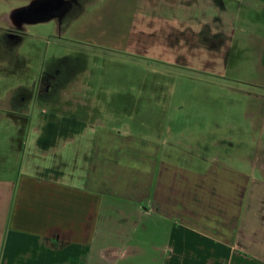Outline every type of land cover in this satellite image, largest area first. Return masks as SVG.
I'll list each match as a JSON object with an SVG mask.
<instances>
[{"label":"rangeland","instance_id":"374dc122","mask_svg":"<svg viewBox=\"0 0 264 264\" xmlns=\"http://www.w3.org/2000/svg\"><path fill=\"white\" fill-rule=\"evenodd\" d=\"M27 1L0 0L1 176L71 154L66 140L92 133L82 118L148 136L159 117L186 143L264 166V0H81L17 32L5 18Z\"/></svg>","mask_w":264,"mask_h":264},{"label":"crops","instance_id":"0c3cea01","mask_svg":"<svg viewBox=\"0 0 264 264\" xmlns=\"http://www.w3.org/2000/svg\"><path fill=\"white\" fill-rule=\"evenodd\" d=\"M80 121L71 154L0 174V264H264L262 168L159 117L148 136Z\"/></svg>","mask_w":264,"mask_h":264},{"label":"flooded vegetation","instance_id":"af4514ba","mask_svg":"<svg viewBox=\"0 0 264 264\" xmlns=\"http://www.w3.org/2000/svg\"><path fill=\"white\" fill-rule=\"evenodd\" d=\"M38 0H28L27 2L12 7L8 17L5 18L6 21L11 23V25L17 30V32L23 30V27L28 24L57 20L59 23H62L69 16L76 14L77 11L81 10L83 3L81 0H42L40 5H37L35 8L28 9L27 12H23L18 16L10 17V13L14 10L20 8H26L32 5L34 2ZM41 21V19H46ZM4 19V20H5ZM15 41H19L18 37L13 38ZM19 42L17 43V45ZM264 155V152L262 153ZM264 169V166H262Z\"/></svg>","mask_w":264,"mask_h":264},{"label":"water","instance_id":"95a60500","mask_svg":"<svg viewBox=\"0 0 264 264\" xmlns=\"http://www.w3.org/2000/svg\"><path fill=\"white\" fill-rule=\"evenodd\" d=\"M42 3V0H38L36 2H34L32 5L26 7V8H20V9H17V10H14L10 13V17H14V16H18L19 14H22L23 12H27L28 9H32V8H35L37 5H40ZM43 20H47L46 19H41V21Z\"/></svg>","mask_w":264,"mask_h":264}]
</instances>
